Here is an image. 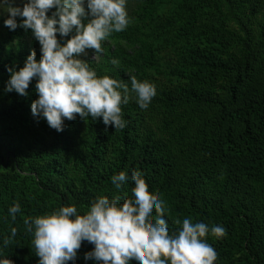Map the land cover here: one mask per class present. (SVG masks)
<instances>
[{"label": "trees", "instance_id": "1", "mask_svg": "<svg viewBox=\"0 0 264 264\" xmlns=\"http://www.w3.org/2000/svg\"><path fill=\"white\" fill-rule=\"evenodd\" d=\"M127 11V29L85 57L129 88L131 77L155 85L146 109L122 105V130L77 117L57 132L31 113L35 80L27 97L5 92V66L22 67L33 50L39 59L40 45L0 16V250L38 264L24 219L72 204L83 214L98 196L122 203L138 171L170 231L184 218L225 228L207 237L214 264H264V0H128ZM121 171L129 181L117 190L110 178ZM92 249L83 242L76 264H95L84 260Z\"/></svg>", "mask_w": 264, "mask_h": 264}, {"label": "clouds", "instance_id": "2", "mask_svg": "<svg viewBox=\"0 0 264 264\" xmlns=\"http://www.w3.org/2000/svg\"><path fill=\"white\" fill-rule=\"evenodd\" d=\"M128 0H0V16L10 31L30 30L40 45L22 67L6 65L9 79L4 91L27 97L35 80L37 99L31 113L39 121L62 132L66 121L79 117L83 121L102 120L106 127H126L122 105L135 100L146 109L156 96V87L148 81L131 77V87L108 75L100 76L87 59L89 51L102 53V42L113 33L123 32L130 24ZM114 64L118 61L113 60ZM121 190L129 181L127 171L110 178ZM131 196L122 203L120 197L98 196L81 214L77 206L63 205L49 214L24 219L32 234L38 264H76L83 242L93 245L84 255L85 262L95 264H214L217 252L207 242L209 234L226 235L223 226L191 218L177 220L180 225L170 231L165 202L149 192L138 171L131 173ZM21 212L19 203L8 209L12 221ZM17 236L3 239L7 248ZM0 264H14L0 250Z\"/></svg>", "mask_w": 264, "mask_h": 264}, {"label": "rangeland", "instance_id": "3", "mask_svg": "<svg viewBox=\"0 0 264 264\" xmlns=\"http://www.w3.org/2000/svg\"><path fill=\"white\" fill-rule=\"evenodd\" d=\"M21 0H17V3L20 4Z\"/></svg>", "mask_w": 264, "mask_h": 264}]
</instances>
